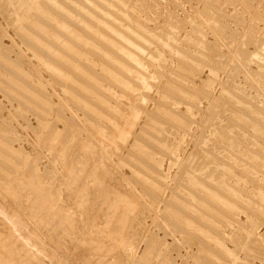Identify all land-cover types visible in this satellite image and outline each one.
<instances>
[{
  "label": "rangeland",
  "instance_id": "rangeland-1",
  "mask_svg": "<svg viewBox=\"0 0 264 264\" xmlns=\"http://www.w3.org/2000/svg\"><path fill=\"white\" fill-rule=\"evenodd\" d=\"M263 59L264 0H0V264H264Z\"/></svg>",
  "mask_w": 264,
  "mask_h": 264
},
{
  "label": "bare ground",
  "instance_id": "bare-ground-1",
  "mask_svg": "<svg viewBox=\"0 0 264 264\" xmlns=\"http://www.w3.org/2000/svg\"><path fill=\"white\" fill-rule=\"evenodd\" d=\"M50 1V0H49ZM52 1V0H51ZM76 1V0H75ZM23 2V1H22ZM73 2V1H72ZM7 3V2H6ZM39 3V2H38ZM43 3V2H42ZM52 3V2H51ZM83 3V2H82ZM92 4V3H91ZM93 4H94V2H93ZM81 5V4H80ZM84 5V4H83ZM44 6V5H43ZM88 6H89V4H88ZM101 6V5H100ZM53 7V6H52ZM86 7V6H85ZM102 7V6H101ZM73 8V7H72ZM87 8V7H86ZM46 9H48V8H46ZM77 9V8H76ZM94 9V8H93ZM75 11V10H74ZM106 11V10H105ZM45 13V12H44ZM77 13V12H76ZM79 13V12H78ZM81 13V12H80ZM96 13V12H95ZM95 13H93V14H95ZM99 14V13H98ZM46 15V14H45ZM50 15V14H49ZM81 15V14H80ZM79 15V16H80ZM82 15H83V13H82ZM125 15V14H124ZM89 16V15H88ZM81 18V17H80ZM84 18V17H83ZM88 18V17H87ZM96 18V17H95ZM99 19V18H98ZM121 19V18H120ZM55 21V20H54ZM57 22V21H56ZM108 22V21H107ZM37 23V22H36ZM75 23V22H74ZM81 23V22H80ZM113 23V22H112ZM27 24V23H26ZM29 24V23H28ZM35 25V24H34ZM37 25V24H36ZM39 25V24H38ZM48 25V24H47ZM50 25V24H49ZM79 25V24H78ZM32 26V25H31ZM103 26H104V24H103ZM111 26V25H110ZM40 27V26H39ZM92 27H93V25H92ZM101 27V26H100ZM66 28V27H65ZM117 28V27H116ZM104 29V28H103ZM129 29V28H128ZM105 30V29H104ZM112 30V29H111ZM71 31V30H70ZM83 31H85V30H83ZM114 31H116V30H114ZM105 32V31H104ZM79 33V32H78ZM84 33V32H83ZM117 33H119V32H117ZM178 33V32H177ZM74 34H76V33H74ZM87 34V33H86ZM81 35V34H80ZM93 35V34H92ZM120 35H121V33H120ZM172 35V34H171ZM71 36V35H70ZM75 36H77V35H75ZM84 36V35H83ZM83 36H82V38H83ZM110 36V35H109ZM117 36V35H116ZM121 36H123V35H121ZM124 36H125V34H124ZM123 36V37H124ZM73 37V36H72ZM78 37V36H77ZM81 37V36H80ZM119 37V36H118ZM150 37V36H149ZM89 38V37H88ZM197 38V37H196ZM195 38V39H196ZM80 39V38H79ZM84 39V38H83ZM98 39V38H97ZM67 40H69V39H67ZM77 40V39H76ZM90 40V39H89ZM101 40V39H100ZM123 40V39H122ZM165 40V39H164ZM167 40V39H166ZM61 41V40H60ZM64 42V41H63ZM154 42V41H153ZM156 42V41H155ZM183 42V41H182ZM108 43V42H107ZM112 43V42H111ZM120 43V42H119ZM65 44V43H64ZM75 44V43H74ZM125 44V43H124ZM128 44V43H127ZM135 44V43H134ZM97 45V44H96ZM121 45V44H120ZM166 45V44H165ZM168 45V44H167ZM203 45V44H202ZM59 46V45H58ZM172 46V45H171ZM80 47V46H79ZM98 47V46H97ZM102 47V46H101ZM105 47V46H104ZM125 47V46H124ZM129 47V46H128ZM134 47H137V46H134ZM148 47V46H147ZM75 48V47H74ZM121 48V47H120ZM142 48V47H141ZM141 48H139V49H141ZM144 48V47H143ZM146 48V47H145ZM169 48V47H168ZM171 48V47H170ZM202 48V47H201ZM118 49H119V47H118ZM130 49V48H129ZM132 49L133 48H131V51H132ZM172 49V48H171ZM83 50V49H82ZM91 50V49H90ZM95 50V49H94ZM114 50V49H113ZM107 51H108V49H107ZM110 51V50H109ZM127 51V50H126ZM151 51V50H150ZM181 51V50H180ZM183 51V50H182ZM72 52V51H71ZM98 52V51H97ZM113 52V51H112ZM120 52H122V50L120 51ZM157 52V51H156ZM95 53V52H94ZM124 53H126V52H124ZM128 54H131V58H132V56H133V53H129V52H127ZM153 53V52H152ZM155 53V52H154ZM172 53V52H171ZM187 53V52H186ZM62 54V53H61ZM185 54V53H184ZM217 54V53H216ZM79 55V54H78ZM97 55V54H96ZM149 55V54H148ZM215 55V54H214ZM119 56V55H118ZM128 57H130L129 55H127ZM183 56V55H182ZM120 57V56H119ZM141 57V56H140ZM173 57V56H172ZM178 57V56H177ZM212 57V56H211ZM217 57V56H216ZM215 57V58H216ZM77 58V57H76ZM111 58V57H110ZM135 59H136V62H137V57H134ZM134 58H132L134 61H135V59ZM145 58V57H144ZM80 59V58H79ZM116 59V58H115ZM142 59V58H141ZM178 59V58H177ZM183 59V58H182ZM100 60V59H99ZM107 60V59H106ZM122 60V59H121ZM130 60V59H129ZM133 60H132V62H133ZM139 60V59H138ZM216 60V59H215ZM264 60V59H263ZM79 61V60H78ZM109 61V60H108ZM123 61V60H122ZM140 61V60H139ZM152 61V60H151ZM178 61V60H177ZM115 62V61H114ZM125 62V61H124ZM128 62V61H127ZM135 62V63H136ZM216 62V61H215ZM107 63V62H106ZM183 63H184V61H183ZM81 64V63H80ZM208 64V63H207ZM118 65V64H117ZM190 65V64H189ZM100 66V65H99ZM106 66V65H105ZM113 67V66H112ZM195 67V66H194ZM114 68V67H113ZM196 68V67H195ZM215 68V67H214ZM96 69V68H95ZM120 69V68H119ZM170 69V68H169ZM116 70V69H115ZM121 71V70H120ZM117 72V71H116ZM122 72V71H121ZM138 72V71H137ZM143 72V71H142ZM61 73V72H60ZM144 73V72H143ZM165 73V72H164ZM125 74V73H124ZM140 74V73H139ZM130 75V74H129ZM144 75V74H143ZM179 75V74H178ZM131 76V75H130ZM134 76V75H133ZM165 76V75H164ZM102 77V76H101ZM103 77H105V76H103ZM127 77V76H126ZM170 77V76H169ZM177 77V76H176ZM176 77H175V79H176ZM77 78V77H76ZM85 78V77H84ZM115 78V77H114ZM129 78V77H128ZM142 78H143V76H142ZM146 78V77H145ZM140 79V78H139ZM137 80V79H136ZM142 81L144 80V79H141ZM97 81H98V79H97ZM146 81V80H145ZM229 81V80H228ZM79 82V81H78ZM128 82V81H127ZM132 82V81H131ZM144 82V81H143ZM193 82V81H192ZM123 83V82H122ZM126 83V82H125ZM166 83V82H165ZM143 84V83H142ZM147 84V83H146ZM226 84H228V83H226ZM232 84V83H231ZM148 85V84H147ZM153 85V84H152ZM169 85V84H168ZM172 85V84H171ZM194 85V84H193ZM155 86V85H154ZM183 86V85H182ZM234 86V85H233ZM146 87V86H145ZM127 88V87H126ZM125 88V89H126ZM138 88H140V86L138 87ZM190 88V87H189ZM234 89V88H233ZM174 90V89H173ZM148 91V90H147ZM179 92V91H178ZM235 92V91H234ZM98 93V92H97ZM169 93V92H168ZM225 93H226V91H225ZM135 94V93H134ZM144 94H146V93H144L143 92V95ZM184 94V93H183ZM212 94V93H211ZM182 95V94H181ZM206 95V94H205ZM208 95V94H207ZM223 95V94H222ZM225 95V94H224ZM162 96V95H161ZM204 96V95H203ZM210 96V95H209ZM212 96V95H211ZM237 96V95H236ZM235 96V97H236ZM108 97V96H107ZM226 98V97H225ZM238 98V97H237ZM162 99V98H161ZM165 99V98H164ZM214 99V98H213ZM218 100V99H217ZM137 101V100H136ZM180 101V100H179ZM133 102V101H132ZM141 102V101H140ZM172 102V101H171ZM174 102H175V100H174ZM246 102V101H245ZM121 103V102H120ZM188 103V102H187ZM241 103V102H240ZM168 104V103H167ZM177 104V103H176ZM235 104V103H234ZM126 105V104H125ZM161 106V105H160ZM164 106H166V105H164ZM169 106V105H168ZM242 107V106H241ZM167 108V107H166ZM174 108V107H173ZM234 108V107H233ZM257 108V107H256ZM154 109V108H153ZM160 109V108H159ZM169 109V108H168ZM172 109V108H171ZM186 109V108H185ZM246 109V108H245ZM261 109V108H260ZM116 110V109H115ZM260 111V110H259ZM208 112V111H207ZM241 112V111H240ZM256 112V111H255ZM261 113V112H260ZM244 114V113H243ZM102 115V114H101ZM170 115V114H169ZM189 115V114H188ZM168 116V115H167ZM240 116V115H239ZM263 116V115H262ZM133 117V116H132ZM264 117V116H263ZM258 118V117H257ZM256 118V119H257ZM177 119V118H176ZM161 120V119H160ZM174 120V119H173ZM243 120H244V118H243ZM253 120V119H252ZM183 121V120H182ZM252 122V121H251ZM180 123V122H179ZM188 123V122H187ZM194 123V122H193ZM262 123V122H261ZM143 124V123H142ZM196 124V123H195ZM257 124V123H256ZM260 124V123H259ZM134 125V124H133ZM172 125V124H171ZM261 125V124H260ZM263 125V124H262ZM261 125V126H262ZM117 126V125H116ZM151 126V125H150ZM177 126V125H176ZM184 126V125H183ZM145 127V126H144ZM157 128V127H156ZM160 128V127H159ZM184 128V127H183ZM186 128V127H185ZM251 128H253V126L251 127ZM255 128H256V126H255ZM155 129V128H154ZM154 129H153V131H154ZM186 131V130H185ZM128 132H130V131H128ZM149 132V131H148ZM159 132V131H158ZM264 132V131H263ZM262 132V133H263ZM139 134V133H138ZM124 135V134H123ZM182 135V134H181ZM232 136V135H231ZM228 140H229V138H228ZM236 140H237V138H236ZM243 141V140H242ZM211 142V141H210ZM215 143H216V141H215ZM214 143V144H215ZM148 144V143H147ZM138 146V145H137ZM213 146V145H212ZM215 146V145H214ZM217 146V145H216ZM215 146V147H216ZM171 147V146H170ZM218 147V146H217ZM222 147V146H221ZM174 148V147H173ZM237 148V147H236ZM248 148V147H247ZM205 149V148H204ZM209 149V148H208ZM215 149V148H214ZM232 149V148H231ZM228 150V149H227ZM263 151V150H262ZM209 152V151H208ZM251 152V151H250ZM236 153V152H235ZM238 154V153H237ZM208 155V154H207ZM218 155V154H217ZM236 156V155H235ZM172 158V157H171ZM209 158V157H208ZM220 158V157H219ZM218 158V159H219ZM230 158V157H229ZM180 159V158H179ZM249 159V158H248ZM140 161V160H139ZM174 161V160H173ZM212 163V162H211ZM237 164H238V162H237ZM243 165V164H242ZM198 169V168H197ZM219 169V168H218ZM215 170V169H214ZM224 170V169H223ZM222 170V171H223ZM216 171V170H215ZM249 171V170H248ZM251 171V170H250ZM221 174V173H220ZM250 175V174H249ZM251 177V176H250ZM188 178V177H187ZM195 182H196V180H195ZM211 183V182H210ZM239 194V193H238ZM214 195V194H213ZM222 199V198H221ZM224 199V198H223ZM220 200V199H219ZM227 203V202H226ZM15 243V242H14Z\"/></svg>",
  "mask_w": 264,
  "mask_h": 264
}]
</instances>
